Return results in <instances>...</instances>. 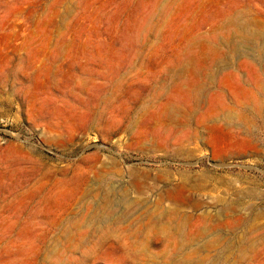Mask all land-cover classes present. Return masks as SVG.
<instances>
[{
	"label": "rangeland",
	"instance_id": "obj_1",
	"mask_svg": "<svg viewBox=\"0 0 264 264\" xmlns=\"http://www.w3.org/2000/svg\"><path fill=\"white\" fill-rule=\"evenodd\" d=\"M0 264H264V0H0Z\"/></svg>",
	"mask_w": 264,
	"mask_h": 264
}]
</instances>
